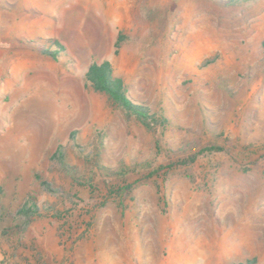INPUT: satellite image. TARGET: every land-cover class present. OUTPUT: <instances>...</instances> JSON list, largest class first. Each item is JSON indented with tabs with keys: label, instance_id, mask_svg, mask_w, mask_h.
Here are the masks:
<instances>
[{
	"label": "rangeland",
	"instance_id": "374dc122",
	"mask_svg": "<svg viewBox=\"0 0 264 264\" xmlns=\"http://www.w3.org/2000/svg\"><path fill=\"white\" fill-rule=\"evenodd\" d=\"M64 2L0 38V264H264V0ZM105 59L164 126L86 85ZM72 130L103 145L90 162L69 145L60 172Z\"/></svg>",
	"mask_w": 264,
	"mask_h": 264
},
{
	"label": "trees",
	"instance_id": "16d2710c",
	"mask_svg": "<svg viewBox=\"0 0 264 264\" xmlns=\"http://www.w3.org/2000/svg\"><path fill=\"white\" fill-rule=\"evenodd\" d=\"M238 2H247L252 0H237ZM123 36L119 35L114 43V53L118 52ZM59 49H63L61 44L57 43ZM261 48L263 53L264 61V38L261 41ZM43 53L49 54L53 57H56L57 51H49L47 49L42 50ZM84 80L86 85L91 87L94 91L102 92L106 94L114 104L119 106L126 116L134 117L139 121L144 127L148 130H152L157 126H164L166 119L158 116L156 113L151 112L148 106L134 102L127 92V88L123 80L119 77H116L113 73L112 64L109 60H102L100 62L92 61L84 74ZM77 130H72L65 143H59L54 151L49 156V163L51 168L60 171L66 172L69 169V165L66 161V151L69 145L75 147L79 155H81L87 162L97 159L100 153V150L103 145L104 133L100 130L95 132V137L89 143V149L86 150L83 146L79 145L76 140ZM215 147L209 146L203 148L198 153L203 151L210 152L215 150ZM194 154L190 156L189 161H194ZM35 179L37 180L39 187L42 191L51 194L53 196H62L63 192L60 188H57L52 185V183L42 178L40 174H35ZM41 207L40 205L33 200L32 198H27L21 204V206L15 211V215L22 219L24 225H28L30 221L40 214ZM248 263V262H247Z\"/></svg>",
	"mask_w": 264,
	"mask_h": 264
},
{
	"label": "crops",
	"instance_id": "0c3cea01",
	"mask_svg": "<svg viewBox=\"0 0 264 264\" xmlns=\"http://www.w3.org/2000/svg\"><path fill=\"white\" fill-rule=\"evenodd\" d=\"M64 3L66 8H74V0H65ZM56 5V0H0V38L19 41L22 32L26 29L34 30L41 22L35 15L39 14L42 8L51 13Z\"/></svg>",
	"mask_w": 264,
	"mask_h": 264
}]
</instances>
